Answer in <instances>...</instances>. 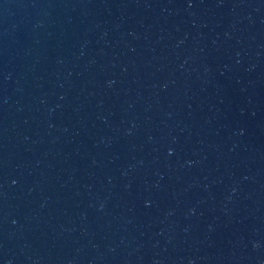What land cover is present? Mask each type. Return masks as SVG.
Here are the masks:
<instances>
[{"label":"water","instance_id":"1","mask_svg":"<svg viewBox=\"0 0 264 264\" xmlns=\"http://www.w3.org/2000/svg\"><path fill=\"white\" fill-rule=\"evenodd\" d=\"M0 264H264V0H0Z\"/></svg>","mask_w":264,"mask_h":264}]
</instances>
